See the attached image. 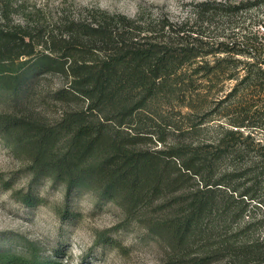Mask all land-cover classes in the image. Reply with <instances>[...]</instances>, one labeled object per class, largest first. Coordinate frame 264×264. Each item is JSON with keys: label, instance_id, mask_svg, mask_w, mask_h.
Segmentation results:
<instances>
[{"label": "trees", "instance_id": "trees-1", "mask_svg": "<svg viewBox=\"0 0 264 264\" xmlns=\"http://www.w3.org/2000/svg\"><path fill=\"white\" fill-rule=\"evenodd\" d=\"M258 3L202 2L195 15L207 23L213 21L204 19L207 11L213 16L228 12L229 26L224 27L234 29L230 15L249 5L262 6ZM118 20L128 26H114L104 18L97 26H83V32L70 26L67 38L51 35L43 42L20 28L0 26V74L13 75L0 77V87L4 84L14 100L23 101L31 74L56 71L66 85L54 91L55 99L81 103L51 120L29 109L0 112V133L27 162L33 184L59 182L68 194L89 190L117 203L129 218L144 215L147 231L167 244L172 263L264 264V141L253 135V130L264 129V122H235L236 129L220 126L212 144L190 151L176 142L151 149L147 143L155 133L146 126L154 119L148 110L159 104L161 94L189 85L200 89L199 80L189 74L234 79L246 70L243 81L253 63L264 73V48L256 44L257 36H236L232 30L213 37L188 26V20L163 18L154 27L125 15ZM205 27L218 31L221 26ZM38 45L44 49L37 51ZM253 109L252 115L264 121V103ZM235 137L239 148L233 150ZM157 140L165 143L158 134ZM238 171L241 182L235 185ZM198 176L197 187L185 186ZM0 186L26 206L44 202L32 190H15L13 181L1 175ZM0 264L59 263L30 245L24 251L0 247Z\"/></svg>", "mask_w": 264, "mask_h": 264}, {"label": "rangeland", "instance_id": "rangeland-1", "mask_svg": "<svg viewBox=\"0 0 264 264\" xmlns=\"http://www.w3.org/2000/svg\"><path fill=\"white\" fill-rule=\"evenodd\" d=\"M214 1L258 3V0H0V26L20 28L35 42H43L51 35L67 38L70 26L83 32V26H97L104 18L113 20L114 26H128L118 20V16L125 15L142 26L152 27L160 26V20L165 18L172 22L188 20V26L206 30L213 37L232 30H236V36L243 32L255 34L256 44L264 48V1L258 3L262 6L249 5L230 15L234 29L224 27L229 26L224 17L230 14L228 12L213 16L207 11L203 14L204 19L213 20L207 23L197 18L196 5ZM205 26L221 27L216 31L214 27ZM43 49L38 45L36 50ZM87 56L98 58L94 53H87ZM258 66L251 64L250 77L243 81L246 70H240V76L234 79H225L219 74L200 76V79L198 75L188 73L199 80L200 89L189 85L175 94L160 95L159 104L148 110L153 114L147 113L154 119H148L146 126L155 133L154 141L148 142L147 146L165 149L176 142L183 145L185 151H190L197 145L212 144L220 133V126L236 129L238 127L233 124L241 121L263 125V120L252 115L254 105L264 103V73ZM31 75L32 85L23 101L14 100L4 84L0 87V112L29 109L51 120L61 116L64 109L81 105L66 103L53 96L57 88L66 85L60 73L37 71ZM5 76L13 75L0 74V77ZM248 131L246 129L245 134ZM253 131L256 139L264 141L263 128ZM157 134L165 138V143L158 142ZM239 141L237 137L231 140L233 150L239 148ZM235 160L237 165L241 164V159ZM239 173L234 176L235 185H240ZM0 175L12 180L15 190L29 189L44 199L42 204L29 207L0 186V247L24 251L32 245L39 250L40 256L59 264H175L172 262L176 261H169L167 244L147 231L144 215L129 218L117 203L89 190H73L68 194L67 188L59 182L42 179L33 184L27 162L13 151L1 133ZM200 180V176L191 177L185 186L195 188ZM260 233L264 236V230Z\"/></svg>", "mask_w": 264, "mask_h": 264}]
</instances>
